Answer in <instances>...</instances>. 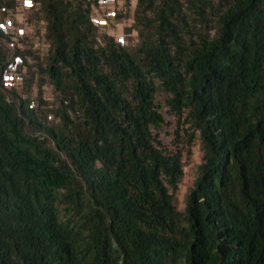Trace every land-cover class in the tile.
<instances>
[{
	"label": "trees",
	"instance_id": "obj_1",
	"mask_svg": "<svg viewBox=\"0 0 264 264\" xmlns=\"http://www.w3.org/2000/svg\"><path fill=\"white\" fill-rule=\"evenodd\" d=\"M100 5L0 0V264H264V0Z\"/></svg>",
	"mask_w": 264,
	"mask_h": 264
},
{
	"label": "built area",
	"instance_id": "obj_2",
	"mask_svg": "<svg viewBox=\"0 0 264 264\" xmlns=\"http://www.w3.org/2000/svg\"><path fill=\"white\" fill-rule=\"evenodd\" d=\"M100 2H101V5L99 7H97L96 9H94V12L96 15L92 18V20L95 24L100 26L104 32H106L107 34H109L110 36H113L115 38V34L119 31L118 24H117V20H119V19H114V16L117 12H123V13L126 12V10L124 8L123 0H100ZM135 4H136V0H130V7H134ZM17 5H18V7H17L18 10H20V12H18V14L15 16L17 18V23L19 25L20 24H22V25L26 24L27 18H26L25 13H23V11L24 12L30 11V9H32V6L28 2L21 3L20 1L17 2ZM130 12H129V14L131 15L132 12L131 13ZM101 13L105 14L106 17H108V19L105 20V19L101 18L100 17ZM120 19L123 21L124 28H125L128 22H126V20H124L123 18H120ZM129 22H131V21H129ZM38 24L41 27V22H39ZM8 28H10V27H8ZM18 30H20V29L18 28ZM29 31L32 32L31 30H29ZM125 35L130 40L131 37L136 36V32H135V30H132L130 35H128L126 33H125ZM115 40L121 44L123 43L120 40L118 41L116 38H115ZM122 45H124V44H122Z\"/></svg>",
	"mask_w": 264,
	"mask_h": 264
},
{
	"label": "rangeland",
	"instance_id": "obj_3",
	"mask_svg": "<svg viewBox=\"0 0 264 264\" xmlns=\"http://www.w3.org/2000/svg\"><path fill=\"white\" fill-rule=\"evenodd\" d=\"M134 10V7H130V8H126V12L129 13L130 11L133 12ZM130 12V13H131ZM117 24H118V28H119V31L121 32H117L115 34V38L121 42H123L122 44H124L125 47L127 48H130L131 47V44L133 43L132 41L129 40V38L125 35L124 33V24H123V21L121 19L117 20ZM49 90V89H47ZM51 96V93L48 91L47 92V97H50ZM158 100L159 101H162L164 99V95L162 93H159L158 94ZM188 180V179H187ZM186 182V188L189 186V180L188 181H185ZM185 190V189H184ZM185 192L186 191H181L178 196H177V199H178V203L179 205L181 206L180 208L183 207V204H184V200H185Z\"/></svg>",
	"mask_w": 264,
	"mask_h": 264
}]
</instances>
